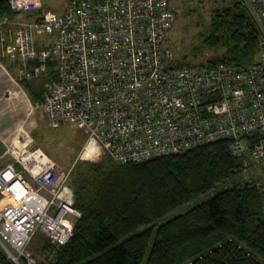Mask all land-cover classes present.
Returning a JSON list of instances; mask_svg holds the SVG:
<instances>
[{"label": "built area", "instance_id": "built-area-1", "mask_svg": "<svg viewBox=\"0 0 264 264\" xmlns=\"http://www.w3.org/2000/svg\"><path fill=\"white\" fill-rule=\"evenodd\" d=\"M6 1L12 13L41 7L40 0ZM241 1L258 28L250 63L174 65L166 43L174 21L169 0H71L61 13L35 19L39 33H54L51 43L35 44L30 28L20 25L3 53L24 59L18 80L43 79L35 106L50 127L73 123L81 130L78 159L100 150L115 164L140 163L220 139L241 156L243 136L255 133L244 169L264 190V0ZM8 17L0 14V33ZM5 154L0 246L34 264L26 249L32 235L58 248L72 235L66 216L79 217L67 185L72 166L63 170L49 160L23 127Z\"/></svg>", "mask_w": 264, "mask_h": 264}, {"label": "trees", "instance_id": "trees-1", "mask_svg": "<svg viewBox=\"0 0 264 264\" xmlns=\"http://www.w3.org/2000/svg\"><path fill=\"white\" fill-rule=\"evenodd\" d=\"M0 14H13L6 0H0ZM257 36L242 2L233 0L212 10L200 45L190 52L212 54L200 62H187L185 55L174 65L250 63ZM256 138L243 136L247 151L241 156H233L229 141L220 139L140 163L115 164L100 150L97 157L78 159L67 180L79 213L72 235L54 248L34 233L26 246L30 257L34 264H264V190L255 185L251 168L244 169ZM0 264H15L1 247Z\"/></svg>", "mask_w": 264, "mask_h": 264}, {"label": "rangeland", "instance_id": "rangeland-1", "mask_svg": "<svg viewBox=\"0 0 264 264\" xmlns=\"http://www.w3.org/2000/svg\"><path fill=\"white\" fill-rule=\"evenodd\" d=\"M40 1L42 6L38 10L16 12L9 16L8 23L0 33V82L4 92L3 97L0 99V139L3 141L10 139L18 127H23L31 134L40 152L49 160L56 162L63 170H68L78 160L79 150L85 139L83 133L73 123H64L55 128L50 127L47 118L35 106L43 90V79L40 77L30 78L26 80V84H23L20 82L21 80L16 78V70L24 59L11 58L3 53L5 45L12 40L13 29L20 25L30 28L32 39L37 45L49 44L53 41L54 33H39L37 31L34 18L47 11L59 14L71 0ZM232 1L169 0V5L175 13V19L168 33L166 43L173 51L175 60H180L187 55L185 58L187 62H200L212 54L211 50L204 49L196 57L190 56L192 48L200 45L201 35L205 33L212 10L227 6ZM85 152L89 153L90 151L86 148ZM98 155L99 151L96 150L94 156L97 157ZM212 192H215V190ZM207 197L208 194L177 207L160 218L156 224L163 223L184 213L190 206L203 201ZM66 218L71 222L74 220L71 216H66Z\"/></svg>", "mask_w": 264, "mask_h": 264}, {"label": "crops", "instance_id": "crops-1", "mask_svg": "<svg viewBox=\"0 0 264 264\" xmlns=\"http://www.w3.org/2000/svg\"><path fill=\"white\" fill-rule=\"evenodd\" d=\"M42 6V4H41ZM41 8V7H40ZM39 8V9H40ZM36 18H34V21H35ZM4 95V92L1 88V82H0V99L3 97ZM11 139V138H10ZM10 139L6 140V141H3L2 139H0V168L9 161V158L8 156L5 154V148L6 146L8 145ZM74 222V220L72 221Z\"/></svg>", "mask_w": 264, "mask_h": 264}, {"label": "water", "instance_id": "water-1", "mask_svg": "<svg viewBox=\"0 0 264 264\" xmlns=\"http://www.w3.org/2000/svg\"><path fill=\"white\" fill-rule=\"evenodd\" d=\"M1 249L4 251V253L7 255V257L10 258L15 264H19L18 261H17V259L11 258L10 255H9V253L5 249H3L2 247H1ZM20 260L24 261V258L20 257Z\"/></svg>", "mask_w": 264, "mask_h": 264}, {"label": "bare ground", "instance_id": "bare-ground-1", "mask_svg": "<svg viewBox=\"0 0 264 264\" xmlns=\"http://www.w3.org/2000/svg\"><path fill=\"white\" fill-rule=\"evenodd\" d=\"M88 151H90L89 148H88Z\"/></svg>", "mask_w": 264, "mask_h": 264}]
</instances>
